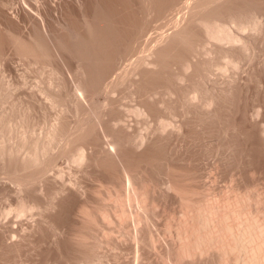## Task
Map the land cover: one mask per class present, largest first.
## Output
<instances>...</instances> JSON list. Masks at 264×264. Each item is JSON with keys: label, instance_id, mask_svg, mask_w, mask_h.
Returning <instances> with one entry per match:
<instances>
[{"label": "bare ground", "instance_id": "obj_1", "mask_svg": "<svg viewBox=\"0 0 264 264\" xmlns=\"http://www.w3.org/2000/svg\"><path fill=\"white\" fill-rule=\"evenodd\" d=\"M0 70L1 263L264 264V0H0Z\"/></svg>", "mask_w": 264, "mask_h": 264}, {"label": "rangeland", "instance_id": "obj_2", "mask_svg": "<svg viewBox=\"0 0 264 264\" xmlns=\"http://www.w3.org/2000/svg\"><path fill=\"white\" fill-rule=\"evenodd\" d=\"M14 7H15V6H14ZM10 10H11V9H10ZM159 22H160V21H159ZM159 22H158V23H159ZM158 23H157V25H158ZM161 23H162V21L160 22V24H161ZM13 60H14V59H13ZM11 61H12V60H11ZM12 62H14V65H13ZM12 62H9V63H10V64L12 63V66H14V68H15V71H14V69H13L14 72L11 70L14 74H13L11 71H6V70H5V73H4V74H2V72H3L4 70H3V71L0 70V71H1L0 73H1L2 75H4L5 79H7L6 77H8V79H7L8 81H9V80H10V81H13V80H15V79H16L15 81H17V80H18V79H17V78H18V75H19V74L21 75V72L23 73L25 69L23 68L22 65H19L18 61L14 60V61H12ZM9 63H8V64H9ZM21 66H22L23 69L21 68ZM2 69H3V68H2ZM22 70H23V71H22ZM240 72H242V70H241ZM11 73H12V74H11ZM25 73H26V72H25ZM230 73H231V71L228 72L227 74H230ZM1 74H0V75H1ZM9 75H11V76L13 75V76L10 77ZM31 75H32V74H31ZM31 75L29 74V75H28L29 78L27 77V80H28V82H30V85H27V86H24V87H27V88H28V87H30L31 85H35V84L40 80L39 78H38L39 80H37V77H38L37 75H35V76H37V77H31ZM33 76H34V74H33ZM0 77H1V76H0ZM31 78H32V79H31ZM7 80H6V81H7ZM29 80H30V81H29ZM36 80H37V82H36ZM31 82H32V84H31ZM35 82H36V83H35ZM33 83H35V84H33ZM31 87H32V86H31ZM27 88H23V91L25 92V90H26ZM28 90H29V88H28L26 91H28ZM21 91H22V90H21ZM19 92H20V90H19L16 94H18ZM20 94H22V92H21ZM18 95H19V94H18ZM57 148H58V147H57ZM57 148L54 150V152H56V153H54V152L52 153V155H51L52 158H53L54 156L56 157L55 154H57V152H58V151H57V150H58ZM61 161H62V160H59L58 162H61ZM65 161H66V160H63L61 163H59V165H60V167H62V169H64V172H65V174H66L65 178L68 177V178H66V180H69V179H70L69 177H72V174H70L69 165H68L69 163H68V162H65ZM69 174H70V176H69ZM67 175H68V176H67ZM219 180H220V182H218V184H219L220 186H223V185L226 184V181H224V179H218V181H219ZM222 181H223V182H222ZM208 183H209V182H208ZM94 185L97 187L96 183H94ZM6 198H7V197H5V198L2 197V198H0V199H1V200H0V209H1V211L3 210V207L5 208V206L7 207V206L10 205V202H11L10 200H11V199L8 197V199H9V201H10V202H9ZM3 199H4V201L6 200V201H5L6 203H5L4 201H2ZM8 203H9V205H7ZM11 203H12V202H11ZM2 206H3V207H2ZM0 213H1V212H0ZM23 252L25 253V249L23 250ZM23 252L20 253V254H22V256L19 254L20 256H16L17 258L15 257V255H10V257H9L7 260H5L6 263L9 264L10 262L12 263V261H13L12 264H15V261L17 260V261H16V262H17L16 264H18V262H19V264H20V260H21V264H26V263H22V262H23V257H25V256H26V259H28V260H30V258L33 256V257L31 258L32 261L25 260V258H24V261H26V262L28 261L27 264H32V263H34V262H35L34 264H42V263L46 264V263H47V262L45 263V262H43L42 260L38 259L39 257H36V256H34L33 254H32V256H31V251L28 250L27 248H26L27 255H24V256H23V254H24ZM28 253H30V254H28ZM11 256H14V257L16 258V260L14 261L15 258H14V257L11 258ZM28 256H29L30 258H28ZM127 256H129L128 259H129V258L132 259V257H133V255H131V254H130V255L127 254ZM19 257L22 258V259L18 260ZM36 258H37L38 260H37ZM10 259H12V261H11ZM33 259H35V261H34ZM9 260H10V262H9ZM39 261H40V262H39ZM106 261H107V260H106ZM3 262H4V260H3ZM36 262H37V263H36ZM110 262H111V261L107 262V264H112V262H111V263H110ZM0 263H1V262H0ZM6 263L4 262V264H6ZM104 263H105V262H104ZM1 264H3V263H1ZM48 264H51V263H48ZM105 264H106V263H105Z\"/></svg>", "mask_w": 264, "mask_h": 264}]
</instances>
